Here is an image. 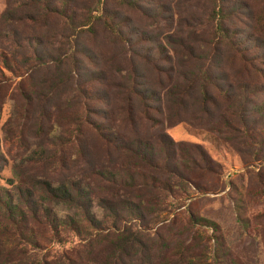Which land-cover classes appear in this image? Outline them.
Wrapping results in <instances>:
<instances>
[{
    "label": "trees",
    "instance_id": "obj_1",
    "mask_svg": "<svg viewBox=\"0 0 264 264\" xmlns=\"http://www.w3.org/2000/svg\"><path fill=\"white\" fill-rule=\"evenodd\" d=\"M107 1L6 0L0 20V100L6 95L4 92L7 91L9 80L7 75L10 74L11 78L18 79L16 90L21 100L20 106L14 108L15 114H21L24 117L23 122H31L24 129L27 132L33 131L37 140L25 149L29 153L21 159L20 165L24 166V172L16 179L19 188L14 193L0 192V264H8L9 258L14 256L12 253L22 248L44 251L51 244L63 246L68 243L69 235L83 234V239L88 240L92 233L86 231L87 226L93 228L99 237H103L108 246L105 249L106 255L91 258L87 264H127L128 260L133 264L132 260H142L145 257L149 259L148 252L155 248L149 234L145 233L141 237L132 227L124 225L121 229L114 227L110 233L102 236L100 232L104 230L101 228V221L107 212L117 214L124 211L140 224L156 202L154 193L162 192L167 196L177 194V185L173 179H183L184 174L189 175L190 165L196 166L199 163L195 160L189 162L191 148L180 147V143H175L162 131L164 124L174 126L172 123L177 118H180V122L189 123V115L191 119H197L198 115L219 116L218 124L222 126V135H227L233 129L235 121L241 127L245 146L251 150L257 148L256 153L261 157L260 161L264 162V102L261 108H255L248 106L246 98L247 95L261 93L260 87L240 86L238 101L231 104L226 97L228 91L225 88L220 91L217 89L219 96L224 95L226 99L222 103L211 92L219 86V77L216 75L218 65L214 66L213 63L221 45L228 47L229 52L236 51L246 70L257 67L261 59L259 54H255L256 48L244 53L240 44L236 43L234 31L226 26L234 12L227 8L225 10L223 0H215L211 12V18L216 21L215 29L209 33L207 43L201 44L204 52L212 56L210 59L205 53L191 48L185 52L176 50L174 58L170 56L167 60L170 64L167 70L161 68L160 64L166 61L163 49L157 47L152 52L151 49L145 52L136 49L142 47V43L146 41L144 34L135 37L130 44L129 51L135 55V60L130 61L131 74L126 80L131 85L128 81V84L121 83L114 95L127 106L131 102L134 106L140 103L144 107L155 103L152 110H155L158 118L153 119L157 121L154 133L148 134L147 138L143 135L137 138L134 130L130 135H123L111 126L97 124L89 127L91 132L98 135L96 138L98 137L100 143L104 142L122 156L133 155V160L142 164V170L136 165L132 167L131 161L116 167L95 169L94 174L91 172L93 164L85 155L83 130V118L87 114L82 112L79 115V107L74 100H70V96L64 106L54 103L59 112L55 113L50 129L44 130L42 119L47 111V95L36 90L28 78H23L28 73L35 75L43 67L50 69V64L44 62L47 56L46 60L50 61H68L67 57L74 52L75 35L77 38L80 35L93 38L97 34L98 24L113 32L122 29L115 12L107 10ZM114 1L125 2L136 10L141 0ZM257 21L259 24L264 23V11L260 12ZM58 22L60 33L54 34L53 27ZM116 35L123 45L129 41L120 31ZM43 39L45 42L40 43ZM55 43L58 45L51 48ZM210 44L212 49L206 51ZM140 63L147 72L171 75L169 84L164 85L157 77L156 84L144 79ZM96 75L93 80L100 81V73ZM104 79L103 76V81ZM86 91L84 95L89 92ZM9 97L12 102L13 97ZM100 97L101 94L97 92L89 96V100L97 101ZM40 103L41 110L37 114L35 108ZM259 110L261 113L256 116L255 112ZM215 130L217 131L216 128ZM40 138L45 142H40ZM194 148L200 150L199 146ZM57 151L63 155L68 153L72 162V167L67 170L63 179L52 180L49 176L32 172V166L55 164L50 157L52 152ZM200 154L203 161L198 164L199 170L208 172L213 171L214 167L219 168L206 157L203 150ZM80 161L85 164L79 166ZM63 163L59 158L56 164ZM253 177L254 181L258 180L261 184L260 192L264 194V169ZM103 194L106 199L102 197ZM188 221L195 224L197 220L191 216ZM211 229L214 231L215 227ZM9 236H12V242L3 240ZM262 241L264 242V236ZM88 247L91 250L94 248L90 243H82L72 255L65 252V257L60 261L63 260L66 264H82L81 253ZM163 247L164 245L160 248ZM175 247L172 248V254L176 257L173 264H207L203 259L194 256L189 249ZM212 259L219 264H231L228 254H224L220 247ZM149 260L144 264H155Z\"/></svg>",
    "mask_w": 264,
    "mask_h": 264
},
{
    "label": "rangeland",
    "instance_id": "obj_2",
    "mask_svg": "<svg viewBox=\"0 0 264 264\" xmlns=\"http://www.w3.org/2000/svg\"><path fill=\"white\" fill-rule=\"evenodd\" d=\"M215 3V0H141L137 9L133 10L125 2L108 0L106 8L115 12L122 29L113 32L98 24L97 34L93 38L87 35L77 38L74 34L76 43L73 45V54L67 57L68 61H50L46 60L47 56L44 62L50 64V69L43 67L35 75L28 73L23 78H28L36 90L47 95V111L42 119L44 130L50 129L55 113L59 112L54 103L64 106L70 96V100H74L79 107V115L82 112L87 114L83 118V130L85 155L93 164L91 172L94 174L95 169L116 167L131 161L132 167L136 165L142 170V164L135 162L133 155L122 156L104 142L100 143L98 137L96 138L98 135L91 132L89 127L97 124L111 126L123 135H130L134 130L137 138L140 135L147 138L148 134L154 133L157 121L153 119L158 118V114L152 110L155 103L144 107L140 103L134 106L131 102L127 106L114 95L121 83L129 82L126 79L131 74L130 61L135 60V55L129 51L130 44L135 37L144 34L146 41L142 43V47L136 49L140 52L150 49L152 52L157 47L163 49L166 61L160 64L161 68L167 70L170 66L167 60L174 56L176 50L185 52L191 48L205 53L201 44L207 43L209 33L215 29L216 21L211 18ZM5 4L6 0H0V20ZM223 4L225 10L227 8L234 12L226 26L234 31L236 43L240 44L244 53L256 48L255 54H259L261 59L259 58L257 67L246 70L243 62H240V55L234 50L229 52L228 47L221 45L213 63L214 66L218 65L216 75L219 77V86L211 92L222 103L226 99L224 95L219 96L217 89L220 91L225 88L228 91L226 97L231 104L238 101L240 86H258L262 92L255 96L247 95L246 98L248 106L261 108L264 102V23L259 24L257 18L264 11V0H223ZM59 26V22L54 25V34L60 33ZM119 31L121 35L129 38L124 45L117 38ZM43 42L45 39L40 43ZM57 45L52 44L51 48ZM211 49L210 44L206 51ZM205 55L208 59L212 57L209 53ZM140 64L144 79L156 84L157 77L164 85L169 84L171 75L147 72L142 63ZM97 73L102 78L100 81L93 80ZM7 76L9 80L7 91L4 92L6 95L0 100V192L14 193L19 188L16 179L24 172V166L20 165L21 159L28 155L29 152H25V149L37 140V135L33 131H25L24 128L30 126L31 122H23L24 117L15 114L14 108L21 103L16 90L18 79L11 78L10 74ZM129 84L131 85L130 82ZM86 90L89 92L84 95ZM97 92L102 96L100 100H89V96ZM9 96L13 97L12 102ZM40 106L42 103L35 108L37 114L41 110ZM255 113L256 116L259 115L261 110ZM128 118L131 119L127 120ZM219 119L215 115H198L197 119H191L189 115V123L180 122V118H177L172 123L174 126L168 123L162 126V131L175 143H180V147L191 148H188L191 152L189 162L195 160L200 164L203 161L200 151L203 150L206 157L219 168L214 167L213 171L205 172L197 168L198 164L190 165L189 175L184 174L183 179H173L177 185L176 195L167 196L162 192L153 194L156 202L140 224L124 211L117 214L107 212L101 221V228L104 230L100 232L101 235L110 233L114 227L121 229L128 225L141 237L147 233L153 238L155 248L148 252L151 261L145 257L142 260H132L133 264H144L147 260L155 264H173L176 257L172 254V248L176 245L189 249L194 256L203 259L207 264H219L212 259L218 247L224 254H228L231 264H264V194L260 192L261 184L258 180L254 181L253 177L263 171L264 162L260 161L257 148L251 150L245 146L243 132L235 121L233 129L227 135H222ZM39 140L45 142L44 139ZM194 146H199L200 150ZM51 154L50 158L55 164L32 166V172L49 176L52 180L63 179L67 170L72 167L70 155H63L60 151ZM262 154L264 155V150ZM59 158L64 162L62 165L56 164ZM84 164L79 162V166ZM191 216L196 218L195 224L189 223ZM211 224L215 227L214 231ZM85 229L92 233L88 240L83 239V234L69 235L68 243L63 246L51 244L44 251L22 248L12 253L14 256L9 258L8 264H66L60 259L66 253L72 255L82 243L94 246L92 250L88 247L81 253L82 264H87L91 258L106 255L105 249L108 246L104 238L94 233L90 226ZM3 240L12 242L13 238L9 236ZM169 250L171 251L168 255ZM127 264H131V260Z\"/></svg>",
    "mask_w": 264,
    "mask_h": 264
}]
</instances>
